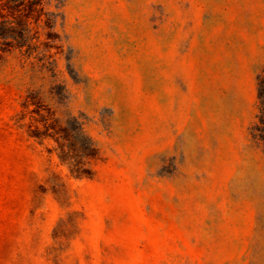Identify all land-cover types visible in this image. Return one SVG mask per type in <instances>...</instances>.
<instances>
[{
    "label": "rangeland",
    "instance_id": "374dc122",
    "mask_svg": "<svg viewBox=\"0 0 264 264\" xmlns=\"http://www.w3.org/2000/svg\"><path fill=\"white\" fill-rule=\"evenodd\" d=\"M8 9L0 264H264V0Z\"/></svg>",
    "mask_w": 264,
    "mask_h": 264
},
{
    "label": "trees",
    "instance_id": "16d2710c",
    "mask_svg": "<svg viewBox=\"0 0 264 264\" xmlns=\"http://www.w3.org/2000/svg\"><path fill=\"white\" fill-rule=\"evenodd\" d=\"M22 2L23 0H0V38L7 37V32L9 31L13 32V35H10V37L15 38L16 32L14 30H17L16 23L6 17L5 12L10 11L8 8L14 9L15 7H18ZM257 79L259 86V101L256 118L258 119L259 123L264 124V74L259 75ZM261 132L263 133L260 134L259 137L262 141H264V129H262Z\"/></svg>",
    "mask_w": 264,
    "mask_h": 264
},
{
    "label": "crops",
    "instance_id": "0c3cea01",
    "mask_svg": "<svg viewBox=\"0 0 264 264\" xmlns=\"http://www.w3.org/2000/svg\"><path fill=\"white\" fill-rule=\"evenodd\" d=\"M246 143H248V141H247V138H242L241 139V142L239 143V145L238 146H234V147H232V149H234V150H232L233 152H241L240 150H243L244 149V144H246Z\"/></svg>",
    "mask_w": 264,
    "mask_h": 264
}]
</instances>
